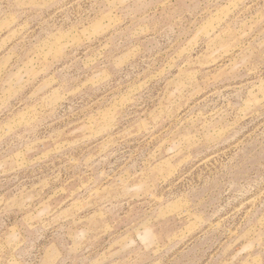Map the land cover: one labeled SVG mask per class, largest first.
<instances>
[{"label":"rangeland","instance_id":"obj_1","mask_svg":"<svg viewBox=\"0 0 264 264\" xmlns=\"http://www.w3.org/2000/svg\"><path fill=\"white\" fill-rule=\"evenodd\" d=\"M0 264H264V0H0Z\"/></svg>","mask_w":264,"mask_h":264}]
</instances>
